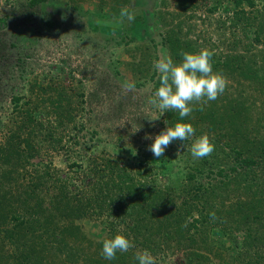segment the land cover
<instances>
[{
	"label": "rangeland",
	"instance_id": "374dc122",
	"mask_svg": "<svg viewBox=\"0 0 264 264\" xmlns=\"http://www.w3.org/2000/svg\"><path fill=\"white\" fill-rule=\"evenodd\" d=\"M22 3L0 0V144L27 102L44 121L33 143L41 146L39 154L28 162L50 166L64 178L69 194L105 196L100 213L85 208V215L63 220L59 210L40 208L49 219L42 231L60 243L40 252L39 240L35 260L105 263L103 240L122 234L134 247L117 252L116 264H139L135 253L150 248L155 264H189L197 254L209 264H250L257 254L264 264V169L242 167L237 160L240 148L264 140V0H48L25 10ZM123 7L134 12L133 21L121 22ZM237 15L257 20L255 26L238 22ZM200 49L234 58L229 67L212 66L227 78L225 91L183 119L174 111L161 115L149 103L160 86L154 61L170 56L179 63L182 51ZM125 81L134 82L135 90L126 93ZM13 93L23 98L19 107L11 100ZM59 103L66 110H57ZM57 115L60 125L49 129ZM165 121L169 126L191 123L195 137L174 140L157 158L149 147ZM240 127L249 143L243 133H233ZM205 133L215 149L194 159L191 144ZM256 156L264 159L263 150ZM74 162L77 166L71 167ZM188 192L200 198L187 203ZM3 207L8 206L3 202ZM140 207L151 212L141 225L139 215L133 223L125 216L132 209L140 213ZM178 212L186 227L177 221ZM213 212L215 226L209 223ZM201 214L204 225L194 222L198 227H190L188 236L187 223L201 221ZM131 223L139 226V234ZM148 224L151 230H144ZM18 246L24 248L0 244V264H16L6 252Z\"/></svg>",
	"mask_w": 264,
	"mask_h": 264
},
{
	"label": "trees",
	"instance_id": "16d2710c",
	"mask_svg": "<svg viewBox=\"0 0 264 264\" xmlns=\"http://www.w3.org/2000/svg\"><path fill=\"white\" fill-rule=\"evenodd\" d=\"M47 1L48 0H23V3L20 4V8L22 10L34 7L36 8L38 7V5ZM238 3L241 2H236V4ZM249 3L253 4L252 2ZM242 16L243 15H237L238 22L244 20V25L255 26L257 20H254L249 17L245 18ZM1 22H4L2 18H0V23ZM46 24L49 26L52 25L51 22H47ZM257 27L259 26L257 25ZM232 61H234L233 57L223 59V56L217 57L215 53L211 58L212 66L215 68V70L218 68L221 69L222 67H229ZM22 99L23 98L22 96H20V94L17 95L13 93L11 96V100L14 103L15 107H19L21 105ZM23 105H25L24 107L27 108H23L21 112H18L19 120L14 122L13 126L10 127L7 131L5 135L6 142L4 144H0V244L24 245V248L18 246L17 249H14L12 253L6 252L7 255L10 256L16 264H42L40 262H37L35 260V256L33 255L37 254L40 248L42 249L40 250V252H43V250L47 246L51 245L53 247L54 245H58L60 241L53 239V236H51L50 233L42 231L43 228H45L46 225L49 223V219L45 214L39 211V209H57L59 210V215H61L60 218L62 220L63 216L67 215H85V208H91L92 210L94 209V211L98 210V213H100L104 209L103 206L105 204L102 201L105 196L99 194H96L94 196L93 194V196H83V198H79L76 195H73V193L71 192V194H69V190L65 186L64 178L58 175L57 172H53V170L50 169V166L45 165L44 168H41L38 165H33L32 163L28 162V160L32 159L37 154H39V149L37 148H41V146L35 148V145H33V143L36 138L41 136L40 134L42 132V129H44V121L42 119V115L34 116L33 112L29 109L27 102H25ZM56 109L66 110L65 106L60 103ZM58 115L61 116L60 113H58ZM56 123L60 125L59 116L56 117V121L48 122V124H50L48 128L50 129L51 126H56ZM3 125V122L0 120L1 129H3ZM244 125V122H241V126L243 127ZM49 133V137L52 138L53 135L51 131H49ZM233 133L242 134L243 129L241 127L234 128ZM245 134L246 132L244 131L242 136L246 139L247 143H249L248 136ZM259 150H263L264 152V140L259 141L257 144L253 143V145H251L250 147L246 146V150L244 151L242 148H240V150L237 151V160L242 164V167L249 168L253 166L264 169V159H259L262 154L259 157L256 156V152H258ZM94 162L95 161L93 159L92 168ZM70 165L71 167H74L77 166V163L74 162ZM96 166L99 168L98 164H96ZM28 167H30L31 169L28 170ZM109 169L113 170V168ZM193 170L195 173H201L202 171L198 168H194ZM101 171L104 173V169H101ZM195 175L196 174H190L188 178L194 179L196 177ZM59 185L62 186L59 187ZM2 189L6 191L4 194L1 193ZM106 189L109 192L108 186ZM144 191L145 190H142L141 192L144 193ZM7 193L10 198V204H7ZM186 196L187 198H185V200L187 203H192L194 202V199L198 200L200 198L197 194H195V192H188ZM160 197L169 198L163 193ZM3 202L8 206L5 209L3 207ZM139 211L140 213H135L137 211L132 209L129 212L125 213V216H128L130 219L129 221H132L133 223V220L137 219L139 215V225H141L143 224L141 222L145 221L147 219V216H149L151 212L149 209L143 207H140ZM173 213L165 214V216H170ZM40 215H44V218H41ZM178 215L179 220L177 221L184 225V220L181 217L180 213ZM205 218H202L201 214V221L200 219H198L187 223L189 226L188 228H186L187 235L190 236V227H198V225L194 224V222H200L201 225L202 223H205ZM7 221L8 223H13V225L9 228L6 227V225L8 224ZM123 221L121 220V222ZM126 221L127 220H125V223ZM185 221L187 222V219H185ZM132 223L130 224L131 228H129L132 229V231L137 229V234H139V226L137 225L136 227V225L134 226V224L132 225ZM209 223L212 226H215L217 224L216 220L213 219H211ZM71 226L72 225H68L67 227L71 228ZM63 228L65 227L63 226ZM144 230H151V226L145 225ZM221 231L223 233H221ZM221 231H218L219 237H223V234L225 233L223 230ZM29 232L34 236L25 238V234H28ZM188 236L187 241L190 240ZM24 238L26 241L23 240ZM41 239L42 242L39 245L40 247L38 250H36V246L39 243L38 241ZM147 250L152 255L155 252L152 248ZM6 251H8V249H6ZM184 255L188 256V253ZM259 259L260 257H257L256 254L253 259L251 258L250 264H261V262H259ZM203 260H206V262L203 263ZM207 261L208 258H203V256L197 254L195 255L194 259H190L189 264H209V262ZM108 263L116 264L114 260L108 261L107 259L105 260V263L99 262V264ZM222 264L228 263L223 262Z\"/></svg>",
	"mask_w": 264,
	"mask_h": 264
},
{
	"label": "clouds",
	"instance_id": "9594fccd",
	"mask_svg": "<svg viewBox=\"0 0 264 264\" xmlns=\"http://www.w3.org/2000/svg\"><path fill=\"white\" fill-rule=\"evenodd\" d=\"M120 20L129 22L135 19L134 12L123 7L120 11ZM182 60L179 63L173 61L170 56H165L154 61L153 67L159 74L160 86L150 98L149 103L158 108L161 115L165 111H174L183 119L189 116L196 105L203 110L204 105L214 101L223 94L227 87V78L220 72H214L211 58L213 51L200 49L198 52L182 51ZM124 91L135 90V83L125 81L122 85ZM166 128L155 135L149 150L157 158L164 155L165 149L174 141H186L195 137V128L191 123L176 122L169 126L165 121ZM152 139L151 136H146ZM215 149L208 134L195 138L190 151L194 159H202L210 156ZM213 220L215 213H210ZM187 225L185 224L184 227ZM101 255L107 260H113L117 252H128L134 247L133 242L122 234L114 238H106L102 242ZM135 257L139 264H155V258L148 250L137 251Z\"/></svg>",
	"mask_w": 264,
	"mask_h": 264
}]
</instances>
